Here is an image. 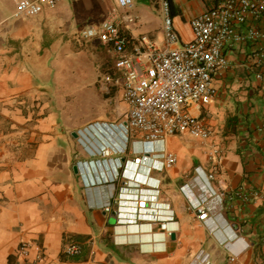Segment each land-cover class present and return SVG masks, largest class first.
<instances>
[{"label": "crops", "instance_id": "crops-1", "mask_svg": "<svg viewBox=\"0 0 264 264\" xmlns=\"http://www.w3.org/2000/svg\"><path fill=\"white\" fill-rule=\"evenodd\" d=\"M90 1L73 0V14L59 0L37 16L18 18L15 1L0 0V264H188L200 251L213 264H264L260 42L228 48V67L214 75L215 98L191 110L211 129L208 138L174 135L146 144L128 137L121 90L103 81L111 72L112 49L80 36L82 28L106 17L96 22L103 2ZM112 1L119 16L136 17L134 23L121 21L128 51L141 36L163 45L162 16L152 0H134L126 11ZM216 4L173 0L181 42L193 37L189 21ZM90 10L96 12L88 15ZM90 86L115 101L110 114L104 106L90 119L76 109L67 112L74 101L84 102ZM94 121L103 123L84 127ZM102 147L111 149L110 157H101ZM167 153L176 162L163 168ZM213 165L212 186L221 197L209 205L222 206L203 222L180 186L197 167L209 172ZM135 196L146 200L136 214ZM162 220H170L167 231L158 227ZM22 241L31 244L26 259L17 253ZM68 243L80 245V253L65 255ZM39 250L45 260H36Z\"/></svg>", "mask_w": 264, "mask_h": 264}, {"label": "built area", "instance_id": "built-area-1", "mask_svg": "<svg viewBox=\"0 0 264 264\" xmlns=\"http://www.w3.org/2000/svg\"><path fill=\"white\" fill-rule=\"evenodd\" d=\"M14 1V15L18 18L37 16L46 8L56 7L59 2ZM115 3L126 11L133 6L134 0H115ZM158 3L164 34L161 47L147 36H141L136 46L128 51V38L121 30V21L134 23L136 17L129 13L119 16L116 11L110 12L99 25L82 28L80 36L84 40L96 39L113 51L111 72L104 75L103 81L121 90L122 100L127 105L124 118L128 137L146 144L162 142L174 135L208 138L211 129L191 110L200 109L215 98L214 75L228 67V48L259 41L256 52L264 56V0H217L215 6L189 21L193 37L187 42H181L175 29L168 0H158ZM100 155L104 159L110 157L111 149L102 147ZM214 158L216 162L221 160L220 149L214 152ZM163 160V168H170L176 157L167 153L163 154ZM139 161L140 158L135 159L136 163ZM217 166L213 165L209 172L197 167L193 179L180 186L190 209L203 222L216 217L221 210V204L209 205L213 199L220 200L221 197L212 186ZM133 202L135 214L137 209L146 207V200L140 196H135ZM169 221H160L159 229L167 231ZM30 247V242H20L18 256L26 259ZM80 251L77 243H68L63 249L68 256ZM45 258L44 252L39 250L36 260ZM229 261H235L233 254ZM188 264L213 263L205 252L200 251Z\"/></svg>", "mask_w": 264, "mask_h": 264}, {"label": "rangeland", "instance_id": "rangeland-1", "mask_svg": "<svg viewBox=\"0 0 264 264\" xmlns=\"http://www.w3.org/2000/svg\"><path fill=\"white\" fill-rule=\"evenodd\" d=\"M92 1V0H91ZM90 1V2H91ZM97 1V0H94ZM154 3V5L156 7L159 8V3L158 0H152ZM65 5L70 7V14L75 13V3L73 2V0H64ZM102 9L100 8V12L98 13V15H96L95 18H93L96 22H98L99 20H102L105 16H107L110 12L114 11L115 7H114V3L112 0H102ZM96 11L93 10V12L90 10L88 15H92L94 14ZM153 14L156 16H159L160 13H158L157 10H153ZM80 22V21H78ZM109 69H111V66H109ZM109 69H105V73L109 71ZM108 70V71H107ZM84 96H85V100L84 102L82 101H74V109L73 108H68L67 112L73 111L74 110L78 113L79 116H83L84 119H90L91 117L95 116L96 114H98L99 112H101L102 110V106H104L106 109H108L107 114H110V110L113 108V106L115 105V101L113 100H109L110 98H107V96L102 94V91H100L98 94L95 87L94 86H90L89 88H84ZM107 100L110 101L107 102ZM107 102V105H106ZM73 103V102H71ZM69 105V104H68ZM76 106V108H75ZM78 106V107H77ZM106 111V110H105ZM70 116L68 117V122H73L75 119H73V116H71L73 113H69ZM68 114V115H69ZM111 117H107L106 120H104V122H108L107 120H110ZM100 123L102 124L103 121H94L89 123L88 125L84 126L89 128V125H93L94 123ZM83 127V128H84Z\"/></svg>", "mask_w": 264, "mask_h": 264}, {"label": "trees", "instance_id": "trees-1", "mask_svg": "<svg viewBox=\"0 0 264 264\" xmlns=\"http://www.w3.org/2000/svg\"><path fill=\"white\" fill-rule=\"evenodd\" d=\"M168 2H169V6H170V13H171V16L173 17V14H174V12L172 11V9H173V0H168ZM228 126H229V123H228Z\"/></svg>", "mask_w": 264, "mask_h": 264}]
</instances>
